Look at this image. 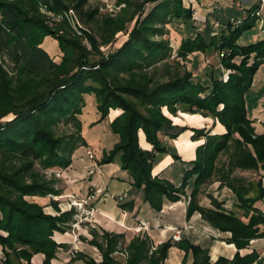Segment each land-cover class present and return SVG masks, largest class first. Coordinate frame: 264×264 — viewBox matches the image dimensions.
<instances>
[{"label": "trees", "instance_id": "16d2710c", "mask_svg": "<svg viewBox=\"0 0 264 264\" xmlns=\"http://www.w3.org/2000/svg\"><path fill=\"white\" fill-rule=\"evenodd\" d=\"M68 1L0 0V55L7 57L9 71L14 74L8 77L0 67L2 263L32 264V256L41 253L42 264H50L58 248L65 246L53 236L68 231L73 210L53 215L45 212L42 205L27 201L24 196L58 192L37 176L28 177L27 172L32 173L30 167L35 161L42 168H66L74 151L86 146L78 119L86 94L94 95L100 114L98 121L106 118L109 109L121 110L109 122L117 141L109 150L102 151L98 162L117 160L120 169L128 173L132 188L140 189L143 200L155 211L162 209L164 201H179L191 180L186 219L198 212L210 226L230 234L225 242L233 244L236 251L231 258L220 255L212 261L208 247L184 236L154 244L146 233L134 234L126 242L125 233L91 230L88 242L97 248L101 259L96 261L78 251L71 260L79 259L84 264H165L169 249L176 247L183 252L180 264H186L189 257L190 264L256 262L259 250H240L247 248L252 239H264V211L256 206L264 198V132L255 131L245 95L264 64V39L248 44L237 40L262 16L264 20V12L257 14L259 2L249 7L243 18L228 19L219 30L204 34L196 29L193 9L185 6L183 0H115L124 4L115 17L102 16L98 7L89 6L90 0ZM41 9L55 15L72 9L84 25H94L95 33L85 26H72L65 16L51 21ZM134 18L123 44L107 54L101 53L99 46L108 43ZM166 24L175 29L180 24L185 29L174 51L176 59L195 53H219V63L228 70L226 77H222V71L207 67L206 72L197 76L185 71L169 73L165 80L154 78L157 65L172 55L168 39L163 38ZM45 36L57 40L62 53L59 62L40 46ZM84 40L89 42V49ZM162 107L170 113L182 108L210 115L225 128L224 133L214 135L193 129L194 139L203 135L206 140L196 147L195 158L186 162L188 168L179 186L152 172L158 154L168 153L180 160L174 149L162 143L158 132L175 138L185 129L172 125ZM8 114L12 118L1 121ZM59 124H72L74 130L58 133ZM139 131L150 150L140 146ZM221 153H226L227 159L217 166ZM11 160L18 164L8 165ZM237 169L259 175L253 183L234 175ZM25 177L30 181H25ZM212 177L219 182V188L227 187L234 196L230 208L209 193V204L200 203L201 186ZM133 206V200L119 203L123 210L131 211ZM116 253L124 258H116Z\"/></svg>", "mask_w": 264, "mask_h": 264}, {"label": "rangeland", "instance_id": "374dc122", "mask_svg": "<svg viewBox=\"0 0 264 264\" xmlns=\"http://www.w3.org/2000/svg\"><path fill=\"white\" fill-rule=\"evenodd\" d=\"M65 1H66V3L69 2L68 0H65ZM257 2H259L258 11H260L259 13L261 14L264 12V0L262 3L259 0H257ZM186 3H187L186 0H183V4L186 5ZM89 6L98 7L99 13L102 16L109 15V16L115 17L117 14H119V12H120L121 8L124 6V4H117L115 0H90ZM191 8H192V6H191ZM195 12L196 11L193 10V14H192V21H194L193 24L199 19V16L196 15ZM231 15H237V16H239L238 18H243V16H244V14L242 13V10L238 4H236L233 7V9L226 10L225 8H223V9L219 8L204 21V24H202V26L199 27V29H200V31L205 32L204 34H206V32H209V30H211V29H214V31L215 30L217 31V30H219V29H217L219 26L223 27V25L227 23V21ZM214 18H217V20H219L221 23H219V22L213 23ZM232 19L233 18H231V20ZM134 20H135V18L132 21H130L129 23L127 22L125 24L126 28L122 31L120 30V31L116 32L114 34V36L112 37V39L108 43L101 44L99 46L101 53L107 54L108 52L114 51L117 48H119L123 44V42L127 39L128 32L132 28V26L134 24ZM258 23L264 24L263 16L260 18L259 22L257 21V23L254 27H252L251 29L245 30L239 36L237 42L240 44H248V43H252V42H255V41L261 39V37H260L261 26H258ZM80 24H81V26H85V27L90 28L92 30V32L95 33L94 25L92 27H90V26L84 25L82 22H80ZM178 27L179 28L175 29L174 27H172L169 24L165 25V28L167 29V33L163 36V38L168 39L169 45L172 48V55L167 60H165L164 62L157 65L158 69H156V72L154 74V78H157L160 80H165L168 77L169 73H171V74H177V73L183 74L185 71H191L194 74V76H197V75H200V74L206 72L207 67H212L215 70L222 71L221 72L222 77L225 78L227 73H228V70L223 69V67L219 63V58H220L219 53L215 52V53L206 54V55L201 54V53H195V54L187 55L186 57H183V58L176 59L174 51L180 43L182 32H184V30H185L183 28V26H181L180 24H178ZM52 39H54V38H52ZM54 40H56V39H54ZM56 42H57V40H56ZM57 46H58V43H57ZM57 49H58V52H60V55L58 56L57 59L54 56L51 58L54 61L59 62L61 59L62 53L59 50V47H57ZM0 67L6 71L8 77L14 76V74L9 71L8 59L6 56L0 55ZM119 77H125V76H119ZM253 82H254V84L251 85L250 89L248 90V92L245 95V102H246V106H247L248 116L253 121V126L255 127V131L258 133H261V132H264V122H263L264 121V64L261 65L259 67V69L257 70L256 74L254 75ZM91 96L94 97V95H92V94H91ZM220 108H221V106H220ZM110 110L111 109H109L108 114H107L108 120L110 119L111 115L113 114L112 112H111L112 114L110 113ZM117 110H118L117 113L120 114L121 110L120 109H117ZM162 113L170 119L172 125L185 128L182 132H179V134L175 138H169L163 131L158 132V136H159L160 140L162 141V143L167 148L174 149L179 157H180V155L178 154V150L175 146V140L179 139L180 137L186 136L189 140L194 142L195 143V145H194L195 150H196L197 146L202 145L205 142L206 136H203V135H200L199 138L194 139L195 135H194L193 129H202V130H204V134H206V135L222 134V133H224V130H225V128H222L223 125L216 118H213L210 115H204L201 113H190V112L183 111L182 108H176L175 113H170L166 107H162ZM185 114H187L189 116H194L195 119H193V120L188 119L185 116ZM11 118H12V114H8V115L4 116L3 118H1V121H7V120H10ZM78 119H79V117H78ZM107 119H105V120L108 121ZM177 119H179V120L177 121ZM98 122H100V121L96 120L92 124H96ZM218 124H220V126H218ZM99 125H100V129H101L102 123ZM96 127H98V126H96ZM219 129H223L222 132H218ZM72 130H74V127L72 126V124H59L56 131L58 133H61V132H69ZM109 130H110V128H108V130L106 129L108 134L110 133L109 135H111V131L109 132ZM90 132H92V131H90ZM90 132H88V133H90ZM102 132L103 131H101V133ZM140 137H143V139L145 141V138H144L142 131H139V141H140L139 144H141L140 146L142 148L145 149V147H147L148 150H150L151 146L149 144H148V146H145L144 142L140 140ZM169 139H171V140H169ZM116 141H117V136H116ZM103 144H104L103 145L104 148L110 149L113 146V145L112 146L109 145V144H111L110 140H107V141L105 140ZM88 148L93 152V155H94L93 157H95L94 150L88 146V147H86V151H85L86 155L83 152L82 156H77V159L74 161V167L72 166V168L70 166L73 162H71L70 165L67 166L66 168H60V167L42 168L35 161L34 164H32V166L30 167V168H32V173H30V171H28L29 174L27 172V176L29 177L31 174L37 176L36 178L44 180L45 182H47V184H50V186L53 187V189L57 190L58 192H56L55 194L54 193L47 194L46 196H30L29 195V196H24V198L27 201L35 202V203H38L39 205H42L45 212L51 213L53 215L59 214V213L64 212V211L73 210V214L71 217L72 220L68 223V225L70 227L68 229V231L70 233L75 232L77 234L79 240L85 242L86 245L91 246L90 248L87 246H84V249H81L79 252L84 253L87 256L94 258L96 261H99L101 259L99 251L97 250V248L95 246L91 245L88 242V240H90L92 238L91 230H95L98 233H101V231H103L102 228L98 229V227H95L92 225L93 222L91 220L94 219L92 217L93 209L89 207V201H88L90 199V197L92 198V195L90 196V194H88L85 197H76L75 194L69 193V194H67V196H64V198L61 197V195H62L61 193H63L65 186L66 185L69 186V184H68L69 179H67V177L64 176V174L62 173L63 169H65L66 171H68L67 168L71 169L70 171L73 173L74 172H85L86 169L83 167L84 164L82 163L84 160L81 161L80 158L81 157H82V159H84L86 157H88V159L90 158L87 154ZM166 155H170V154H168V153L158 154L157 155L158 162L161 160L162 157H165ZM195 155H196V152H195ZM193 159H191V160H193ZM226 159H227V154L221 153L218 157V161H216V165L220 166L224 161H226ZM115 161L118 162L117 160H115ZM188 161H190V160H188ZM188 161H186V162H188ZM7 163H8V165L15 164V163L18 164L15 160H11L10 162H7ZM259 172L262 173L261 171H259ZM154 175H156V174H154ZM234 175H236L238 177H244L245 180H247V181L251 180V182L254 183L259 174H257L254 171H249V170L248 171H241V170L237 169L234 172ZM28 177L24 178L25 181H30V178H28ZM159 177L163 178L162 176H159ZM214 178L215 177H212L209 181H207L206 183H204L201 186V192L198 196L200 203L203 205L209 204V199L206 196L207 193H209L218 199L224 200L225 207L230 208V206H232V203L235 200L234 196L227 189V187L223 186V187L219 188L218 187L219 182L215 181ZM164 179H166V178H164ZM176 180H177V178L175 177L174 180L172 181V183L175 186H179L182 178H179L177 181ZM263 180H262V186L264 187ZM190 190H191V180H190L188 186L185 187V194L182 196V199H181V202H183V203L180 204V206H178L180 208L173 207V208H170L171 209L170 210L168 207L163 208V206H162V208L164 209V215L165 216L162 215V216L158 217L156 220L149 218L150 220H148L149 222L146 225H145V223L138 220L137 225H133L130 228L118 227L117 228L118 230H116L117 232L116 231L115 232L116 233H121V232L125 233L126 242L129 240L130 236H132L134 234H143V233H146L147 235H149L151 237V239L153 240L154 244L158 243L157 241L154 240L153 234L155 232H157L160 235V238H159L160 242L166 240L169 237L173 239V235H178L181 237V231L183 230V227H180V225H183L185 223V221L188 220V219H186V216H185V214H186V207L185 206H187V202L189 199L188 196H189ZM133 191L136 194L138 193L137 195L140 196L139 198L141 201H144L143 197H142V191L140 189L133 188ZM46 201H50V203L48 204V202H46ZM184 202H185V205H184ZM45 203H47V204H45ZM48 205H50V206H48ZM46 206L49 207V210H47L45 208ZM148 206H149V204H148ZM149 208L152 209L150 206H149ZM163 209H161L160 211H163ZM153 211L155 213L160 212V211H155V210H153ZM195 213H198V212H194L193 214H195ZM167 215L169 216V218H167ZM168 220L175 221V223H174L175 227H168V226L165 227L164 224ZM208 226H210V225L208 224ZM210 227L214 230H217V229L213 228L212 226H210ZM178 231H180V232L178 233ZM111 232H114V231H111ZM218 232L220 235L219 238H216V239H218V241H225V239L230 235L228 232H220V231H218ZM184 237L187 238V236H185V235H184ZM250 242H251V240L249 241V245H250ZM263 245H264V242H263ZM250 250H252V249L248 246L247 248L240 250V252H248ZM88 253L92 254L93 256L89 255ZM0 254H2L1 247H0ZM172 255H173V253L171 254V256ZM114 256L120 260H122L124 258V256L121 255L120 253H116V254H114ZM209 257H210V255H209ZM225 257H227V256H225ZM231 257L228 256L227 258H231ZM2 258H3V255H0V259H2ZM210 259H211V257H210ZM188 262L189 261H187V264H188ZM1 264H3L2 260H1ZM72 264H84V263L82 260L78 259V260H74V262Z\"/></svg>", "mask_w": 264, "mask_h": 264}, {"label": "crops", "instance_id": "0c3cea01", "mask_svg": "<svg viewBox=\"0 0 264 264\" xmlns=\"http://www.w3.org/2000/svg\"><path fill=\"white\" fill-rule=\"evenodd\" d=\"M186 2L187 3L185 6H192V9L196 11V15L199 16V19L194 24L196 29L200 30L199 27H201L202 24H204V21L217 9H233V7L238 4L245 16L246 10L253 4H255L257 0H186ZM235 17L239 16L231 15L229 19ZM214 22L221 23L219 20H217V18H214L213 23ZM258 26H261L260 37L261 39H264V24L258 23ZM40 46L46 51L49 57L54 56L57 59L60 55V52H58L57 49L58 46L56 40L52 39L50 36H45ZM252 84H254L253 81ZM84 100L85 105L78 117L81 121V134L87 144L86 146L78 147L74 151L71 161L73 162V165L71 164L70 167H74V161L77 159V156H82V153H85L86 147L88 146L94 150L95 157L89 159L88 157H86L87 159H82V157L80 158L81 161L84 160L82 163L84 164L83 167L86 169L85 172L73 173L70 171L71 169L67 168L68 171L63 169L62 173L67 177V179H69L70 183L68 182L69 186H65L63 193H61V197L64 198V196H67V194L69 193L75 194L76 197H85L88 194H90V196L92 195V198L90 197V199L88 200L89 207L93 209L92 217L94 219L91 220L93 222L92 225L98 227V229L102 228L103 230L110 232H115L116 230H118V227L130 228L133 225H137L138 220L145 223L146 225L149 222L148 220H156L158 217L164 215L163 208L165 207H168L169 209L173 207L180 208L178 206L183 203L181 202L182 198L179 201L173 203L164 201L162 208L163 211L155 213L152 209L149 208L146 202L140 200V196L137 195L138 193L136 194L133 191L128 173L125 170L120 169L118 162L114 161L105 164H100L98 162L99 158L101 157L102 151L109 149L103 147L104 141L110 140L111 144L109 145L111 146L116 141V135L112 133L111 135H109L110 133L108 134L106 129L108 130L109 122L111 121V119L117 116L119 113H117V109H111L110 113L112 112L113 114L111 113L112 115L109 120L106 116V118H104L100 122L92 124L99 119L100 114L97 111L95 99L91 96V94L84 95ZM185 116L188 119H195L194 116H189L187 114H185ZM105 119H107L108 121H106ZM178 120L179 119H177V121ZM101 123L102 128L100 129L99 124ZM218 126H220V124H218ZM222 128L224 127L222 126ZM222 130L223 129H219L218 132H222ZM101 131L103 132L101 133ZM140 140L144 142L145 146H148V143L144 141L143 137H140ZM194 145L195 143L189 140L186 136H182L179 139L175 140V146L178 150V154L181 157L180 160H174L170 155L162 157L161 160L153 167V174L162 176L163 178H166L171 182L175 177L177 178V180L179 178H182L185 169L188 168L186 161L191 160L195 157ZM145 149L148 148L145 147ZM130 200H133L134 202V206L131 211L123 210L119 207L120 202H126ZM46 202H48V204L50 203V201ZM258 203H256V206L264 211V199L259 201ZM48 206L45 207L47 210H49ZM167 218H169L168 215ZM174 223L175 221L168 220L166 221L164 226L175 227ZM180 227H183L181 236L185 235L192 242L200 244L203 247H208L209 255L212 261H214L220 255L231 257L236 251V248L233 244H227L225 241H218V239H216L220 236L219 232L208 226V224L201 219L199 213L193 214L187 221H185L183 225H180ZM153 236L154 240L159 243L160 235L155 232ZM53 238L59 243H64L66 246L58 248L55 254V258L51 259L50 264H72L74 260H71V257L75 252L84 249V246H87L89 248L91 247L86 245L85 242L79 240L75 232L70 233L69 231H67L63 234L56 232ZM263 242L264 239L261 238L253 239L252 242H250L249 247L259 250L261 253L258 260L253 264H264ZM172 253L173 255L171 256ZM182 255L183 252L178 248L171 247L168 252V258L165 260V264H180ZM43 258V254L37 253L32 256L31 262L32 264H42ZM1 260L2 259H0V264ZM187 261H189L188 264H190V257Z\"/></svg>", "mask_w": 264, "mask_h": 264}, {"label": "built area", "instance_id": "2783aa9c", "mask_svg": "<svg viewBox=\"0 0 264 264\" xmlns=\"http://www.w3.org/2000/svg\"><path fill=\"white\" fill-rule=\"evenodd\" d=\"M261 3L263 2V0H259ZM41 11L47 16L49 17V19L55 20V21H59L60 19L63 18V16H65L68 21L71 23L72 26L74 27H81L80 21L78 20L77 16L75 15L74 11L72 9H69L67 12H64L63 14H54L51 11H47L45 9H41ZM260 11L257 12V14H259ZM238 22V21H237ZM263 23V22H262ZM84 45L89 49L90 48V44L88 41L84 40L83 41ZM87 154L90 158H93V152L88 148L87 150ZM180 231H178L179 233ZM180 238V236L178 235H173V239L174 240H178ZM263 239V238H261ZM252 242V240H251ZM252 249V248H251Z\"/></svg>", "mask_w": 264, "mask_h": 264}]
</instances>
